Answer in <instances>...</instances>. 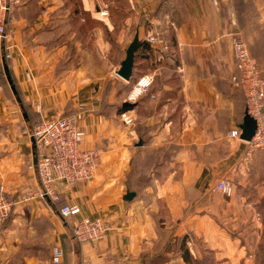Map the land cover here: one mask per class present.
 I'll return each mask as SVG.
<instances>
[{"label": "crops", "instance_id": "0c3cea01", "mask_svg": "<svg viewBox=\"0 0 264 264\" xmlns=\"http://www.w3.org/2000/svg\"><path fill=\"white\" fill-rule=\"evenodd\" d=\"M18 1L9 13L8 37L0 39V189L13 197L34 194L29 203L46 202L52 208L48 198L35 195L40 181L36 149L26 131L57 112L78 114L87 133L85 147L102 148V161L92 180L58 183L60 204H78L82 213L74 220L101 217L110 229L97 243H79L60 212L46 214L44 207L45 214H11L8 224L0 226V264L14 262L12 254L19 248L26 249L22 264H34L31 238L39 235L34 227L39 220L50 228L47 242L54 240L63 247L64 264H203L206 257L210 264H254L251 252L261 233L254 230L252 204H246L237 187L248 183L246 169L262 155L256 154L253 162L244 161L247 144L227 136L230 128L240 127L246 113V98L245 109L239 113L224 94L236 69L232 29L224 18L234 0H220L219 8L214 0H132L141 14L134 73L137 80L151 74L163 82L153 84L135 109L125 110L124 105L118 111L121 119L127 111L131 124L116 113L98 112L101 102L96 100L101 97V84L120 68L125 56L118 51L111 60L110 43L100 27L96 34L89 29L88 21L115 27L110 17L114 3ZM257 5L264 10V0ZM82 25L87 29L82 30ZM156 32L165 37L170 49L148 42V36ZM95 43L102 44V52L95 53ZM175 70L180 85L169 79V72ZM140 121L162 124L153 133L152 146L176 147L158 167L169 171L129 200L125 179L131 145L140 133L135 125ZM232 122L236 125L231 126ZM178 123L184 124L181 130H175ZM140 141L135 147L144 144ZM159 154L161 160L164 154ZM233 174L237 183L231 195L209 191V185Z\"/></svg>", "mask_w": 264, "mask_h": 264}, {"label": "built area", "instance_id": "2783aa9c", "mask_svg": "<svg viewBox=\"0 0 264 264\" xmlns=\"http://www.w3.org/2000/svg\"><path fill=\"white\" fill-rule=\"evenodd\" d=\"M0 0V39H7L9 14L11 8L18 4V0ZM220 0H214V5L219 8ZM148 42L158 45L166 50L170 49L169 42L159 33L148 36ZM233 55L236 69L231 77L233 85L240 88L246 98V111L257 122L255 135L248 143L247 158L255 151H264V74L259 61L253 56L246 40L236 36L232 41ZM154 82L151 74L141 76L128 95V101H136L148 91ZM125 123H133V118L128 112L121 114ZM30 135L36 149V171L41 182L35 195L48 198L58 204L61 196L57 189L58 183H81L92 180L102 161V151L95 147H85L86 131L81 127L77 114L56 113L42 117L32 125ZM242 129L234 127L229 132V138L241 139ZM244 141V140H243ZM212 193L222 192L231 195L235 184L227 176L219 178L209 185ZM34 194L23 193L18 197L9 196L0 189V224L11 216L16 207L27 203ZM59 212L63 219L70 225V229L79 243H97L103 240L110 229V225L101 217L84 216L74 220L82 213L78 204H62ZM52 263L64 264V249L56 244L52 249Z\"/></svg>", "mask_w": 264, "mask_h": 264}, {"label": "rangeland", "instance_id": "374dc122", "mask_svg": "<svg viewBox=\"0 0 264 264\" xmlns=\"http://www.w3.org/2000/svg\"><path fill=\"white\" fill-rule=\"evenodd\" d=\"M109 1V0H104ZM103 0H99L100 3L104 2ZM114 3L112 9L110 10V17L113 21H115V27H106L99 24L98 26L96 23H89V29H95L96 33L100 32L104 35V40L110 43V51L107 54L111 55V60H114L113 56H119L122 53L123 56L126 55V46H128V42L132 41L135 36L137 25L139 24L138 18L141 17L140 13L136 11L133 7L134 2L132 0H110ZM258 0H234L232 2L231 10H227L224 12V18L227 19L231 26V38L233 40L234 37L238 36L247 41L250 46L251 52L253 56L257 58L259 64L261 65V70H264V10L258 9L257 5ZM105 3V2H104ZM119 7H116L115 5ZM134 15V16H133ZM100 16V15H98ZM107 20V19H106ZM131 20V21H130ZM108 21V20H107ZM126 21L128 23H126ZM144 25L148 24V21L142 22ZM85 24V23H83ZM109 24V22H108ZM95 28H93V27ZM97 27H100V31ZM80 28V25H79ZM82 30H86L87 27L82 25ZM80 29V30H81ZM97 40L98 38L95 37ZM123 42V43H122ZM102 45V44H101ZM99 43L93 44L95 47V53L97 54V50L99 49L102 52V47ZM91 47V45H90ZM89 47V48H90ZM127 49V48H126ZM121 50V52H120ZM177 63V62H176ZM176 66V65H174ZM119 69V68H118ZM118 69H114L109 77L103 84L101 90V97L98 100L100 103V108L98 112L103 113L107 116H110L113 113L119 115L118 111L122 108L123 103L129 102L128 95L135 83L137 82V76L133 73V77L130 82L125 81L121 78L117 71ZM179 70V69H178ZM169 79H171L174 83L181 84V78L177 70L169 72ZM231 75H229V79L226 84L229 85V89L224 91L229 98L235 102L234 110L242 113L243 108L245 109V95L244 92L235 87L231 81ZM163 77V76H162ZM114 80H117L114 82ZM99 82V81H98ZM163 80L161 77H158L154 80L153 84H161ZM128 87H125V85ZM152 86L141 95L136 101H131L132 109H135L136 102L145 100L147 97L146 95L151 91ZM98 84H96L97 86ZM178 85V86H179ZM113 101H110L109 97H113ZM123 102V103H122ZM177 103H180L177 101ZM240 103L243 104L240 107ZM141 104V103H140ZM110 108V109H108ZM113 109V110H112ZM63 113L64 112H57ZM78 115V114H77ZM225 118H227L225 116ZM225 118H223L224 127L227 126L225 122ZM162 124H155V125H148L146 121L137 122L136 129L140 131L138 133L139 137L137 136L133 144L131 145V156H130V168L129 172L125 179V187L126 189L130 190V188H134L136 185H140V189L145 191L147 185L150 181L158 178L159 175L162 173H166L169 170H158L159 165L161 162L169 159L171 154H169L170 149H173L174 144H165L159 148H155L152 146L153 141V133L158 129V127ZM232 125H236L234 122L231 123ZM230 126V127H231ZM175 130H181L184 127L183 123L176 124ZM229 127V128H230ZM234 128V127H233ZM232 128L228 130L227 136H229V132ZM141 139H143L144 144L140 147H135V143H138ZM240 142H244L245 144L248 143L240 140L235 139ZM175 146V145H174ZM176 147V146H175ZM102 149V148H101ZM100 149V150H101ZM139 150H143V152H139ZM102 151V150H101ZM165 152V153H164ZM163 153L164 155L161 156L162 159L160 160V154ZM256 154L262 155L256 162H253ZM243 158L244 161L253 162V164H249L247 167V171L249 174L248 183L245 186L238 185L237 190L240 196L246 198V204H252L250 207L252 209V214L256 217V222H254V230H259L261 233V237L256 238V242L258 241L257 245L253 248L251 252V257L254 261V264H264V151H255L252 155L247 158V149L245 150ZM161 161V162H160ZM230 179L233 182L237 183L236 174L231 175ZM221 193V192H218ZM223 194V193H221ZM24 203L19 205L15 208L12 214H45L43 208L48 210L46 214H58L59 207L61 206L60 203L52 205L50 208L46 202H41L37 205H32L29 203ZM36 223V222H35ZM34 223V227H37V231L39 235H34L31 238V253L32 258H34V264H46L52 263V249L53 246L57 243L54 240L51 242H47V239L50 238L49 226H47L45 220L37 221V224ZM67 223V222H66ZM253 223V222H251ZM8 224V221L0 224V226H5ZM69 229L70 225L67 223ZM253 225V224H252ZM259 225V226H258ZM66 226V224H65ZM67 227V226H66ZM32 233H35L32 231ZM26 253V249L22 250L21 248L15 249L13 252L14 262H9V264H22L23 254ZM206 260H202L203 264H210L211 259L206 257Z\"/></svg>", "mask_w": 264, "mask_h": 264}, {"label": "water", "instance_id": "95a60500", "mask_svg": "<svg viewBox=\"0 0 264 264\" xmlns=\"http://www.w3.org/2000/svg\"><path fill=\"white\" fill-rule=\"evenodd\" d=\"M7 4H8V6H10L9 0H8ZM8 14H9V12L7 13V16H8ZM139 43H140V37H139V32L137 30L133 40L131 41V43L129 44V46L126 49L125 58L122 60L121 66L117 71V74L121 78H123L125 81H128V82H130L132 77H133L134 65H135V55H136V50L139 46ZM8 79H9L10 84L12 85V88L14 90H16V88L14 86V81L11 78V76L8 75ZM18 100L20 101L19 97H18ZM124 105L125 106H131L132 104L130 102H125ZM240 128L242 129L241 139L244 141H250L253 138V136L255 135L256 128H257V122L254 119V117H252L250 114H248L247 111L244 115L243 122L240 125ZM141 144H142V141H140L138 143V145H141ZM35 163H37L36 151H35ZM39 186L41 187L40 181H39ZM134 195L135 194L133 192H129L127 194L126 198L131 200V199H133Z\"/></svg>", "mask_w": 264, "mask_h": 264}, {"label": "trees", "instance_id": "16d2710c", "mask_svg": "<svg viewBox=\"0 0 264 264\" xmlns=\"http://www.w3.org/2000/svg\"><path fill=\"white\" fill-rule=\"evenodd\" d=\"M9 25H10V24H9ZM151 44H152V43H151ZM151 44H150V45H151ZM146 46H147V45H146ZM147 47H148V46H147ZM125 87H128V86L125 85ZM123 106H124V103H123ZM123 109L127 110V109H129V106H124ZM140 187H141L140 185H136L134 188H130V191H131V192H134L135 195L138 196L139 193H140V191H143V190L140 189ZM59 203H61V199H60Z\"/></svg>", "mask_w": 264, "mask_h": 264}]
</instances>
